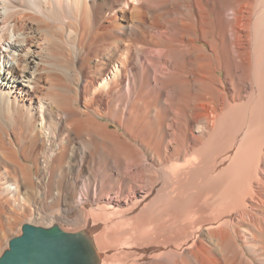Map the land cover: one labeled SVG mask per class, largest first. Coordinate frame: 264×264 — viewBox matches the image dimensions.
I'll list each match as a JSON object with an SVG mask.
<instances>
[{"label":"bare ground","instance_id":"bare-ground-1","mask_svg":"<svg viewBox=\"0 0 264 264\" xmlns=\"http://www.w3.org/2000/svg\"><path fill=\"white\" fill-rule=\"evenodd\" d=\"M43 209L86 264H264V0H0L1 245Z\"/></svg>","mask_w":264,"mask_h":264},{"label":"water","instance_id":"water-1","mask_svg":"<svg viewBox=\"0 0 264 264\" xmlns=\"http://www.w3.org/2000/svg\"><path fill=\"white\" fill-rule=\"evenodd\" d=\"M84 240L58 227H21L20 236L8 242L0 264H86Z\"/></svg>","mask_w":264,"mask_h":264},{"label":"rangeland","instance_id":"rangeland-1","mask_svg":"<svg viewBox=\"0 0 264 264\" xmlns=\"http://www.w3.org/2000/svg\"><path fill=\"white\" fill-rule=\"evenodd\" d=\"M123 175L124 174L122 173V176ZM132 175H133V173L129 174V176H132ZM86 176H87L86 174L82 176V173H81V175L76 176V183L74 184L75 189H79L80 187H82V178L85 179ZM152 188H153V186L146 187L144 185H138V187L135 188L131 183H128V185H126V186L123 185V187L121 188V192H119V194H117L115 197L108 198L107 200H105V202L111 203L114 205H126V204L132 202L134 199L142 197L145 193L149 192ZM95 197L96 198L94 201H102L98 198L99 195H97ZM83 199L88 200V198L84 195H83ZM81 201H83V200H81ZM46 210L47 209H43L42 213H38V214L34 215L32 218L24 219L21 217L18 220V222H14L11 226L12 227L11 230L7 231L5 234L6 238L2 242L3 245H1V243H0V245H1L0 246V256L2 255V253L5 250L8 249L9 240H11L14 237L20 236L21 227L23 224L26 223V221H30L31 224L34 226H38V227H42V228H50V226H52L53 224H50L51 221L49 220V214H48V211H46ZM46 212H47V214H46ZM81 216H82V212L80 210H78L77 205H76V207L74 208L73 214L65 216V220L63 221L64 223H61L59 221H57V223L60 225V227L62 229L66 230L67 232H76L80 228H82V222H79V221H81ZM30 219H32V220H30Z\"/></svg>","mask_w":264,"mask_h":264}]
</instances>
